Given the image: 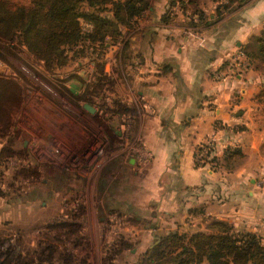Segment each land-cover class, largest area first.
I'll return each instance as SVG.
<instances>
[{"label":"rangeland","instance_id":"1","mask_svg":"<svg viewBox=\"0 0 264 264\" xmlns=\"http://www.w3.org/2000/svg\"><path fill=\"white\" fill-rule=\"evenodd\" d=\"M13 33L0 26V264H151L161 237L207 231L199 215L167 224L143 184L126 38L47 66Z\"/></svg>","mask_w":264,"mask_h":264},{"label":"crops","instance_id":"2","mask_svg":"<svg viewBox=\"0 0 264 264\" xmlns=\"http://www.w3.org/2000/svg\"><path fill=\"white\" fill-rule=\"evenodd\" d=\"M171 1L149 0L121 28L144 116L138 137L150 157L143 184L156 186L167 224L199 215L264 233V67L233 66L262 31L264 0ZM207 141L214 168L194 164Z\"/></svg>","mask_w":264,"mask_h":264},{"label":"trees","instance_id":"3","mask_svg":"<svg viewBox=\"0 0 264 264\" xmlns=\"http://www.w3.org/2000/svg\"><path fill=\"white\" fill-rule=\"evenodd\" d=\"M148 1L29 0L28 6L11 11L1 0L0 26H5V32L13 30L9 39L18 34L21 44L47 66L54 61L64 64L78 55L84 57L86 44L103 46L109 39L114 42L121 38V28L131 27L148 7ZM174 3L181 4V0H172L171 4ZM220 15L217 8V16ZM199 18L203 19V14L199 13ZM81 21L89 25L86 30ZM243 51L250 63L257 67L264 64V25L260 35L253 36ZM196 150L195 166L210 163L215 167L213 157L203 161L196 158L201 145ZM209 154L208 150L206 156ZM206 228L207 231L174 232L161 237L146 251L145 260L151 264H264V237L236 231L230 223L219 219L211 220Z\"/></svg>","mask_w":264,"mask_h":264},{"label":"built area","instance_id":"4","mask_svg":"<svg viewBox=\"0 0 264 264\" xmlns=\"http://www.w3.org/2000/svg\"><path fill=\"white\" fill-rule=\"evenodd\" d=\"M249 64V60L248 58L245 56L244 51H237L234 60H233V66L235 65L236 67L241 68H246ZM202 146V150L200 152L197 153L196 158L199 161H203V159L206 157L207 159L211 158V154H212V142L211 141H207L203 144H201ZM210 151V154L208 156H206L207 151Z\"/></svg>","mask_w":264,"mask_h":264},{"label":"water","instance_id":"5","mask_svg":"<svg viewBox=\"0 0 264 264\" xmlns=\"http://www.w3.org/2000/svg\"><path fill=\"white\" fill-rule=\"evenodd\" d=\"M84 107L87 108L90 112H94V108L91 107L89 104H84Z\"/></svg>","mask_w":264,"mask_h":264},{"label":"flooded vegetation","instance_id":"6","mask_svg":"<svg viewBox=\"0 0 264 264\" xmlns=\"http://www.w3.org/2000/svg\"><path fill=\"white\" fill-rule=\"evenodd\" d=\"M86 104V103H85ZM88 104V103H87ZM90 105V104H89ZM92 107V106H91ZM85 108V107H84ZM85 109H87V108H85ZM88 110V109H87ZM94 111H95V109H94Z\"/></svg>","mask_w":264,"mask_h":264}]
</instances>
